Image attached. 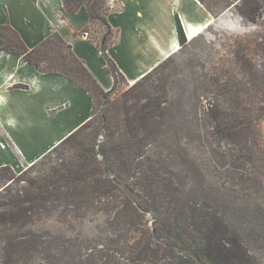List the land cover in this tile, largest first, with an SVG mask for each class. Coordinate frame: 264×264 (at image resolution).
<instances>
[{
	"label": "trees",
	"instance_id": "16d2710c",
	"mask_svg": "<svg viewBox=\"0 0 264 264\" xmlns=\"http://www.w3.org/2000/svg\"><path fill=\"white\" fill-rule=\"evenodd\" d=\"M61 1L66 13H74L80 7L86 9L89 24L78 35L86 34L101 52L106 71L113 79L110 90L100 87L58 33L29 49L9 25H0V51L19 54L41 73L68 77L92 99L90 119L48 153L85 129L95 133L101 126L106 130L105 138L97 149L90 144L82 146L75 163H62L60 172L31 185L33 193L6 204L7 211L0 214V225L5 228V245L9 247L2 248L0 264H63L30 228L33 216L40 214V210H48V206L74 218L96 214L105 217L102 226L107 236L100 244L98 256L89 260V264H252L250 253L238 232L231 228L221 206L191 198L181 170L187 143L167 136L172 116L171 105L164 98L163 78L166 63L174 53L134 82L128 94L122 95L125 101L134 100L127 107L123 130L118 124L108 123L105 116L102 124L94 123V101L109 104L119 81L126 82L107 55L116 37L108 22L110 0ZM197 1L213 17H216L214 7L233 8L240 18L252 23L260 18L264 5V0H222L213 4L208 0ZM174 20L181 48L190 40L187 41L177 14ZM92 25L104 29L99 41L89 35ZM233 94L237 95L233 96L236 104L229 106V110L223 104L207 103L200 120L213 143L216 135L229 139L232 166L254 169L245 181L257 184L264 172V143L258 151L255 126L264 119V89L248 81ZM142 98L145 103L140 105ZM0 169L14 173L8 166ZM259 212L262 224H257L256 219L250 222L256 223L259 233L264 235V206ZM145 216L152 218L149 229L144 223Z\"/></svg>",
	"mask_w": 264,
	"mask_h": 264
},
{
	"label": "rangeland",
	"instance_id": "374dc122",
	"mask_svg": "<svg viewBox=\"0 0 264 264\" xmlns=\"http://www.w3.org/2000/svg\"><path fill=\"white\" fill-rule=\"evenodd\" d=\"M208 1L213 4L222 0ZM213 10L216 17L210 15L198 36L179 47L166 63L164 98L171 105L172 116L167 136L178 139L181 144L187 143L181 170L186 176L191 198L219 204L231 228L238 232L250 253L252 264H264V235L259 233L257 226L263 221L259 210L264 206V172L257 184L250 185L245 181L254 169L233 167L229 139L216 135L213 143V137L205 133L200 120L207 103L215 102L227 108L236 104L233 96L237 95L233 92L245 87L248 81L264 89V5L256 23L240 18L233 8L222 10L214 7ZM103 32L104 29L96 25L89 29L90 37L96 41ZM132 84L119 81L117 89L109 97V104L94 101L93 122L102 124L101 119L105 116L108 123L112 126L118 124L120 131L123 130L127 107L134 100L125 101L122 95L128 94ZM138 103H145V99ZM238 104L240 107L241 103ZM255 127L259 151L264 143V119L259 120ZM105 131L101 126L95 133L85 129L46 153L31 168L26 165L21 171L12 170L14 173L0 169V214L7 211L6 204L33 193L31 185L52 177L61 169L62 163H75L82 146L90 144L97 149L104 141ZM258 155L256 150L255 157ZM101 215L74 218L70 213L62 215L59 209L48 206V210H40V214L33 216L30 228L61 263L89 264V260L98 256L100 244L107 236L102 226L105 217ZM254 219L257 224L250 222ZM144 223L149 229L152 218L145 216ZM5 232L0 225V259L2 248L9 247L5 245Z\"/></svg>",
	"mask_w": 264,
	"mask_h": 264
},
{
	"label": "crops",
	"instance_id": "0c3cea01",
	"mask_svg": "<svg viewBox=\"0 0 264 264\" xmlns=\"http://www.w3.org/2000/svg\"><path fill=\"white\" fill-rule=\"evenodd\" d=\"M108 22L116 31L107 55L127 83H134L179 48L175 14L188 40L210 14L197 0H110ZM84 7L66 13L61 0H0V25H9L29 49L53 33L71 46L104 91L113 79L86 34ZM0 42V47H1ZM178 46V47H176ZM92 99L59 73H41L17 53L0 51V168L21 171L90 119Z\"/></svg>",
	"mask_w": 264,
	"mask_h": 264
}]
</instances>
